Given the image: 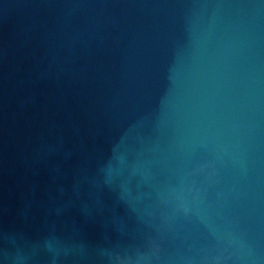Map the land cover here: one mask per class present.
Here are the masks:
<instances>
[{"label":"water","instance_id":"water-1","mask_svg":"<svg viewBox=\"0 0 264 264\" xmlns=\"http://www.w3.org/2000/svg\"><path fill=\"white\" fill-rule=\"evenodd\" d=\"M0 264H264V0H0Z\"/></svg>","mask_w":264,"mask_h":264},{"label":"clouds","instance_id":"clouds-1","mask_svg":"<svg viewBox=\"0 0 264 264\" xmlns=\"http://www.w3.org/2000/svg\"><path fill=\"white\" fill-rule=\"evenodd\" d=\"M46 246L50 251H54V246L52 243H48Z\"/></svg>","mask_w":264,"mask_h":264}]
</instances>
